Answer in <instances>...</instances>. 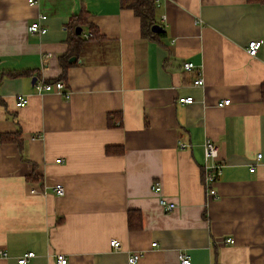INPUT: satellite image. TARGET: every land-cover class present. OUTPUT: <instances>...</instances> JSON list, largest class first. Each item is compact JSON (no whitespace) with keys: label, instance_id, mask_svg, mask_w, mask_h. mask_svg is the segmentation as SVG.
<instances>
[{"label":"crops","instance_id":"obj_1","mask_svg":"<svg viewBox=\"0 0 264 264\" xmlns=\"http://www.w3.org/2000/svg\"><path fill=\"white\" fill-rule=\"evenodd\" d=\"M35 1L0 0V134L21 131L25 145L0 142V249L9 254L0 264L27 252L36 255L27 264H58L57 254L129 264L132 253L142 254L136 264H180L181 253L192 264H264V5L160 0L166 37L151 40L123 0ZM40 16L48 32H29ZM73 20L85 43L63 80L70 96L39 94L33 78L60 81ZM253 40L262 41L256 57ZM20 70L31 75H7ZM207 140L223 165L209 191ZM160 197L176 209L166 212ZM131 210L140 230H129Z\"/></svg>","mask_w":264,"mask_h":264},{"label":"built area","instance_id":"obj_2","mask_svg":"<svg viewBox=\"0 0 264 264\" xmlns=\"http://www.w3.org/2000/svg\"><path fill=\"white\" fill-rule=\"evenodd\" d=\"M29 3L31 5H34L36 3L35 0H29ZM156 6L160 5V0H155ZM47 19L46 16H40L39 19L35 22H33L30 27H29V32L31 33H39V34H45L48 32V29L42 25L43 21ZM92 34H89V37H91ZM262 48V41L260 40H253L250 41L248 46H247V52L250 56L256 57L257 54L259 53L260 49ZM52 57V54H46L43 56L42 61L43 63H48V60ZM183 68L187 72H192L194 70H198L196 68V65L192 62H185L183 64ZM195 86H203L204 85V79L201 73V70H198V78L194 81ZM35 89L36 92L39 94H44L48 92H53L54 90H57L59 93L63 94L64 98H69L70 92L69 91H64L66 88V84L64 81H56L55 83H48L44 78L42 77H36V82H35ZM28 98L23 95L17 96L16 99V106L18 108H23L28 104ZM194 98L193 97H181L179 99L180 104H193ZM231 103V100H224L218 104L219 107H225L228 106ZM182 148H185V145H181ZM219 146L215 144L211 140H207L204 144V181L206 188L209 189L212 187V185L219 179V177L222 174V168L223 165L219 161ZM262 154H259L257 156V160L260 161L262 159ZM58 163L61 162V160H57ZM256 169V167H252L251 171L253 172ZM55 192L59 196H63L65 194L64 187L62 185H56L54 188ZM152 190L157 193L161 194L162 193V186L159 183H155L152 186ZM159 204L160 206L166 211V212H171L174 209H176L177 205L174 202H171L167 200L164 197L159 198ZM111 246L116 250L120 251L121 250V245L118 241L113 240L111 241ZM153 246H156V244H153ZM34 252H27L24 253L20 258H18L17 263L18 264H27L31 259L35 257ZM9 254L6 250L0 249V258H8ZM142 258V254L140 253H132L128 257V263L129 264H136L138 263ZM179 260L180 264H192V260L190 256L187 254L181 253L179 255ZM56 261L58 264H69L68 258L63 255V254H57L56 255Z\"/></svg>","mask_w":264,"mask_h":264},{"label":"trees","instance_id":"obj_3","mask_svg":"<svg viewBox=\"0 0 264 264\" xmlns=\"http://www.w3.org/2000/svg\"><path fill=\"white\" fill-rule=\"evenodd\" d=\"M250 4H260L264 5V0H247ZM124 4L128 9L134 11L135 15L141 20V29L142 36L144 38H148L151 40H161L166 37V32L163 31L161 33H154L152 31V27L156 24L155 20V9L156 4L155 0H123ZM81 22L73 20L71 22L70 27V35L68 38L70 44V50L66 56L60 59L61 67H62V76L60 80L66 79L68 68L70 67L69 60L78 56L81 49H83L85 41L81 39V35H77L76 29L81 28ZM92 29V36L90 40L99 39L101 36L99 32L95 28ZM76 32V36H75ZM8 76L11 77H28L31 75V72L26 70L13 71L7 73ZM56 81H48V83H55ZM264 87V86H263ZM264 93V89H263ZM0 142L1 143H14L19 146L21 151L23 152L25 149L24 141L22 138L21 131H17L15 133H4L0 134ZM107 154H121L123 149L116 148L114 146H109L106 149ZM128 227L131 231H137L142 228V215L139 211L131 210L128 215Z\"/></svg>","mask_w":264,"mask_h":264},{"label":"water","instance_id":"obj_4","mask_svg":"<svg viewBox=\"0 0 264 264\" xmlns=\"http://www.w3.org/2000/svg\"><path fill=\"white\" fill-rule=\"evenodd\" d=\"M152 31H153L154 33H161V32L164 31V29H163L160 25L155 24V25L152 27ZM76 32H77L78 35H80L81 32H82V29H81V28H77V29H76ZM75 60H76V58L73 57V58H71L70 62H73V61H75ZM35 82H36V78H33V83H35Z\"/></svg>","mask_w":264,"mask_h":264}]
</instances>
